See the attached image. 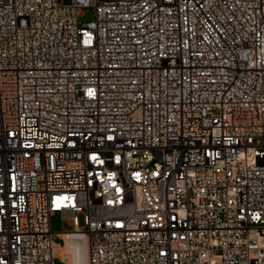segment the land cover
<instances>
[{
	"label": "built area",
	"instance_id": "built-area-1",
	"mask_svg": "<svg viewBox=\"0 0 264 264\" xmlns=\"http://www.w3.org/2000/svg\"><path fill=\"white\" fill-rule=\"evenodd\" d=\"M67 235L264 264V0H0V264H72Z\"/></svg>",
	"mask_w": 264,
	"mask_h": 264
},
{
	"label": "rangeland",
	"instance_id": "rangeland-1",
	"mask_svg": "<svg viewBox=\"0 0 264 264\" xmlns=\"http://www.w3.org/2000/svg\"><path fill=\"white\" fill-rule=\"evenodd\" d=\"M64 3H69L70 0H61ZM94 18V10L92 8H84L82 9L81 15L79 16V21L82 23L89 22ZM80 224H82V218L80 217ZM50 227L53 232L60 231H70L72 230L71 221L62 218L61 214L56 212L50 217ZM54 242L61 244L62 240L58 237L54 238ZM54 264H63L59 258L54 259Z\"/></svg>",
	"mask_w": 264,
	"mask_h": 264
},
{
	"label": "bare ground",
	"instance_id": "bare-ground-1",
	"mask_svg": "<svg viewBox=\"0 0 264 264\" xmlns=\"http://www.w3.org/2000/svg\"><path fill=\"white\" fill-rule=\"evenodd\" d=\"M64 237V245L58 249L59 255L72 264H85L86 247L84 242L71 235Z\"/></svg>",
	"mask_w": 264,
	"mask_h": 264
},
{
	"label": "snow or ice",
	"instance_id": "snow-or-ice-1",
	"mask_svg": "<svg viewBox=\"0 0 264 264\" xmlns=\"http://www.w3.org/2000/svg\"><path fill=\"white\" fill-rule=\"evenodd\" d=\"M109 139H111V138H109Z\"/></svg>",
	"mask_w": 264,
	"mask_h": 264
}]
</instances>
